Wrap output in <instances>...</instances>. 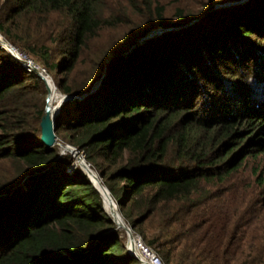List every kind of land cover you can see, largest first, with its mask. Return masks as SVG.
<instances>
[{"label":"trees","instance_id":"obj_1","mask_svg":"<svg viewBox=\"0 0 264 264\" xmlns=\"http://www.w3.org/2000/svg\"><path fill=\"white\" fill-rule=\"evenodd\" d=\"M204 1L169 17L158 0H0V34L78 95L57 138L164 264H264V231L241 239L208 198L264 182L257 162L245 170L264 152V0ZM45 94L0 44V264H140L71 153L41 142Z\"/></svg>","mask_w":264,"mask_h":264},{"label":"rangeland","instance_id":"obj_2","mask_svg":"<svg viewBox=\"0 0 264 264\" xmlns=\"http://www.w3.org/2000/svg\"><path fill=\"white\" fill-rule=\"evenodd\" d=\"M158 1L164 5V15L169 16V17L173 16V12H174V9L176 7H181L185 13H198L199 11H201L203 9V7H205V4H203V2H205L204 0H158ZM236 1L241 2L244 0H236ZM233 2L234 1H230V2L227 1V2H223L221 4L215 3L213 5V7H217L219 5H228V4L233 3ZM122 28L121 27L120 28L115 27V28H107V29L99 30L95 35L96 37H94L92 40L89 41V45L91 46V44H100V43L104 42V40L110 35H112V36L120 35ZM151 35H149V36H151ZM149 36H147V37H149ZM144 38H145V36H143L142 38H139V41L143 40ZM4 40L7 41L6 39H4ZM18 47L20 49H23L20 46H18ZM28 54H30V53H28ZM31 56L37 61V59L33 55H31ZM37 62L39 64H41L39 61H37ZM43 67L46 70V73L48 76L47 79H49L50 83L53 86V93H54L53 110L55 112V107L59 103V100L62 97L61 93H63V92H61L58 89V87L56 86L55 82H56L57 74L54 72V70H49L45 66H43ZM43 83H44V81H43ZM56 141L66 143V142H63L59 136H58V138L56 136ZM55 145H57V144H55ZM72 157H73V155H72ZM251 162H254V163L257 162L264 172V152L259 153L254 160H252V159L248 160V163L246 164L245 170H247L248 165H250ZM0 165H1V162H0ZM90 172L95 174L92 171H90ZM244 176H245V173L243 172V177ZM263 177H264V173H263ZM98 183H99V181H98ZM213 193L216 194V197H210L211 194H213ZM208 198L212 199V201H211L212 205L215 203L214 204L215 208L220 207L221 209H225L227 212L232 211L235 214H237V216H235L236 219H234L235 224L234 225L231 224V226L236 227V229L240 231L241 239H243V235L246 232V226H248L249 231H252L254 234H257L258 232L264 231V182L259 186H254V184H253L252 187H248V186L246 187V186L239 185L238 182L234 181L233 184H231L229 187H227L225 189H211L210 192L208 193ZM106 204L109 205L111 209H114L113 205H111V203H110L108 196H106ZM115 208L118 211L116 205H115ZM106 209L109 213L113 214L114 218L119 219L113 213L114 210L111 211L107 206H106ZM119 214H120V212H119ZM121 218H122L123 222L126 223V225L131 230L130 226L127 224V222L123 219L122 216H121ZM118 228L121 229V231H122L121 234H124L125 243H126L127 236H126V233L124 232V229L121 227H118ZM150 230L148 229L146 231L147 235L150 234ZM136 234H138V233H136ZM138 235L141 237V239L144 242V239L142 238L140 233ZM152 249L154 250L155 257L158 259V262L160 264H164L161 261V259H159L157 251H155V248H152ZM156 250H157V247H156ZM249 250H250V248H246L244 253L248 252ZM177 256H178V254L176 252H173V254L170 256L168 264H175V262L177 260ZM238 263H239V259H237V260L234 259L231 262H228L227 264H238Z\"/></svg>","mask_w":264,"mask_h":264},{"label":"water","instance_id":"obj_3","mask_svg":"<svg viewBox=\"0 0 264 264\" xmlns=\"http://www.w3.org/2000/svg\"><path fill=\"white\" fill-rule=\"evenodd\" d=\"M156 31H158V30L157 29H154V30L148 32L145 35V38L147 36L153 34ZM0 43L2 45L8 46L7 41H5L2 37H0ZM40 78L44 81V86H45V89H46L45 106H44L43 113H42V115L40 117V120H39V129H40V140H41V142L44 144V146L46 148H50L53 144H57L58 147H60L61 152L63 150L69 151L73 155V157H74L73 158L72 166L75 165V164H78L79 167L85 171L86 175L88 176L89 181L99 191V193H100V195L102 197L103 206H104V193H103V191L108 196L111 205H114L115 206V202L113 201L112 197L110 196V194L108 192V189L102 183H100L101 184L100 187L96 186L94 184V182L91 180V178L89 176V171H93L94 172V170L85 161V159H84V153L81 150L77 149L76 147H74V146H72V145H70L68 143H62V142L56 141V134L54 132V128H55V116L58 113L59 105H60V103L62 101L66 100V99L73 98V97H78V95L77 94L61 93L62 94V97L59 100V103L55 107V112L53 114H49L48 113L47 106H46V100H47V83L45 81L46 78H44V77H40ZM77 158H80V162L77 161ZM114 214L121 221V223L118 224L117 221H116V219L113 217V214L112 213H109L110 217L115 222L116 226L117 227H121L124 230H129V228L126 225V223L123 222V220H122L121 215L119 214V212L117 210H114Z\"/></svg>","mask_w":264,"mask_h":264},{"label":"built area","instance_id":"obj_4","mask_svg":"<svg viewBox=\"0 0 264 264\" xmlns=\"http://www.w3.org/2000/svg\"><path fill=\"white\" fill-rule=\"evenodd\" d=\"M7 43L8 46L2 45L1 43L0 44L9 52L12 57H14L20 63L21 67L24 70L32 71L39 77H48L45 68L41 64H39L30 54H28V52H26L24 49H20L16 45H13L9 42ZM72 163L73 158L68 165V169H72L76 165L75 164L72 166ZM124 232L127 236L125 246L127 250L135 258H137L140 264H148V262H152V260H155L157 264H160L158 262V259L155 257L154 250L149 245L145 244L138 234H134L130 229L124 230Z\"/></svg>","mask_w":264,"mask_h":264},{"label":"bare ground","instance_id":"obj_5","mask_svg":"<svg viewBox=\"0 0 264 264\" xmlns=\"http://www.w3.org/2000/svg\"><path fill=\"white\" fill-rule=\"evenodd\" d=\"M45 81H46V83H47V100H46V106H47V109H48V113L49 114H53L54 113V110H53V101H54V93H53V86H52V84L50 83V81H49V79H47V77H46V79H45ZM77 160L80 162V158H77ZM84 168V167H83ZM85 169V168H84ZM83 170V169H82ZM90 172V171H89ZM93 172V171H92ZM94 173H95V171H94ZM93 174V173H92ZM96 174V173H95ZM94 174V175H95ZM89 176H90V173H89ZM95 177H96V179L99 181V183H96L95 182V180H93L92 179V177L90 176V178H91V180L94 182V184L96 185V186H98V187H100V183H101V181H100V179L98 178V176L97 175H95ZM103 193H104V208H105V210L107 211V209H106V206H107V204H106V193L103 191ZM113 207H114V210H116V208H115V206L113 205ZM108 212V211H107ZM109 213V212H108ZM113 213H114V211H113ZM116 219V221H117V223L119 224V223H121V221L119 220V219H117V218H115ZM148 264H157L156 263V261L155 260H152V262H148Z\"/></svg>","mask_w":264,"mask_h":264}]
</instances>
